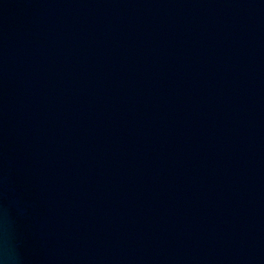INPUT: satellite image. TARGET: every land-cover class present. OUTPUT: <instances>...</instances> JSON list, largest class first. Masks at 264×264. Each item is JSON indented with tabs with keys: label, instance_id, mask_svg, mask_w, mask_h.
<instances>
[{
	"label": "water",
	"instance_id": "1",
	"mask_svg": "<svg viewBox=\"0 0 264 264\" xmlns=\"http://www.w3.org/2000/svg\"><path fill=\"white\" fill-rule=\"evenodd\" d=\"M0 264H264V0H0Z\"/></svg>",
	"mask_w": 264,
	"mask_h": 264
}]
</instances>
